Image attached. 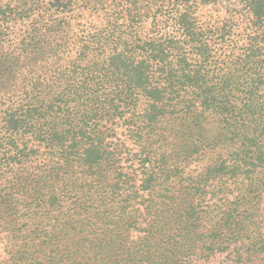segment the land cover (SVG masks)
I'll list each match as a JSON object with an SVG mask.
<instances>
[{"label": "trees", "instance_id": "1", "mask_svg": "<svg viewBox=\"0 0 264 264\" xmlns=\"http://www.w3.org/2000/svg\"><path fill=\"white\" fill-rule=\"evenodd\" d=\"M7 1L1 33L26 27L0 81L66 48L82 14L79 0ZM92 1L110 2L109 38L80 47L84 67L0 87V264H264V0H241L254 36L225 73L195 17L214 0ZM152 1L175 35L138 32ZM116 120L142 150L139 181L102 130ZM34 157L48 162L31 172Z\"/></svg>", "mask_w": 264, "mask_h": 264}, {"label": "rangeland", "instance_id": "2", "mask_svg": "<svg viewBox=\"0 0 264 264\" xmlns=\"http://www.w3.org/2000/svg\"><path fill=\"white\" fill-rule=\"evenodd\" d=\"M158 2V1H156ZM78 6L81 15L71 23L70 27H65L67 33L66 36V48L53 47L59 49V52L51 57L46 63L39 64L36 68L32 69V72L26 68L21 73L15 74V77L11 72L6 73L7 78L0 81V87L3 88L4 93H18L20 88L27 82L25 76L28 79L33 78L44 86H51L59 83V78L63 75L73 72L79 67H84L85 63L77 60L81 53L80 47L85 43L91 42L96 38V35L102 33L107 39L108 32L104 30V26L107 25V10H109V3L106 1H92V0H79ZM97 3V4H96ZM155 2H151L153 5L150 17L144 18L143 22L137 29L143 37H155L160 38L161 33L176 34V27L172 24L170 11L165 14L166 17L155 18L156 10L158 6L154 5ZM8 4V5H6ZM90 4L94 6L89 7ZM10 4L7 0H0V13L2 10L11 12ZM104 9H103V8ZM97 8V9H95ZM107 8V9H105ZM93 9H95L93 11ZM195 17L198 22V26L204 29H208L211 34H208V44L210 45V54L213 57V65L209 66V70L221 71L225 73L226 67L230 66L233 62H238L246 54V47L249 43L250 36L252 34L249 28V15L242 9L241 0H214L209 5L195 9ZM156 19V20H155ZM2 25V23H0ZM18 26H9L3 33L0 31V54H9L18 51V45L24 35L25 25L17 23ZM162 28V32L159 34L156 30ZM163 28L168 31H163ZM20 52L14 53L18 55ZM80 70V68L78 69ZM216 72V71H215ZM218 74V73H216ZM8 84V85H7ZM5 109V107L3 108ZM1 124V122H0ZM124 120H116L110 122H103L102 130L106 132L107 143L111 148H115L121 161L120 165L124 168L125 172L130 177L139 181L143 170L142 161L140 159L141 149L131 139L130 132ZM1 128V126H0ZM3 133H0V137ZM34 142H29V146H33ZM46 160H38L36 157L32 159V162L27 165V168L31 172H35L38 164L47 163ZM201 162L193 164L201 165ZM206 163V161L202 164ZM31 166V167H30ZM26 219L22 220L19 227H22ZM32 226V223H31ZM10 244V238L7 232H0V258H5L6 247Z\"/></svg>", "mask_w": 264, "mask_h": 264}]
</instances>
